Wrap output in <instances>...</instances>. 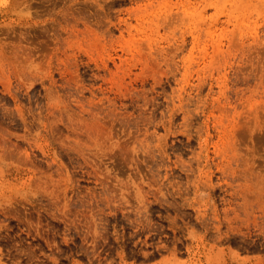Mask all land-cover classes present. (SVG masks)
<instances>
[{
	"label": "rangeland",
	"instance_id": "1",
	"mask_svg": "<svg viewBox=\"0 0 264 264\" xmlns=\"http://www.w3.org/2000/svg\"><path fill=\"white\" fill-rule=\"evenodd\" d=\"M94 1L0 0V46L32 53L0 63V264H264V0H191L171 26L182 0L138 20L135 2ZM79 2L130 21L123 48L91 23L55 52L49 27ZM65 104L101 116L100 145L87 123L84 154L62 146L71 119L48 109Z\"/></svg>",
	"mask_w": 264,
	"mask_h": 264
},
{
	"label": "bare ground",
	"instance_id": "2",
	"mask_svg": "<svg viewBox=\"0 0 264 264\" xmlns=\"http://www.w3.org/2000/svg\"><path fill=\"white\" fill-rule=\"evenodd\" d=\"M8 1H10V0H8ZM100 0H95L94 2H95V4H97L98 5V7L100 8V9H104L105 8V6L107 5V6H110L113 2H114V0H105V3H100V2H102V1H104V0H102V1H100ZM130 1H132V2H135V4H136V6H132V7H130V12L132 13V14H134L135 15V19L136 20H138V19H143L146 15H151L152 14V12H156L157 11V9H159V7H162L163 5H166V3L169 1V0H130ZM6 2H7V0H6ZM202 2H204V5H203V8H202V11H203V9L204 8H209V7H213V6H216V0H203ZM10 3V2H9ZM76 3H78V2H76ZM75 3V5H77ZM115 4H116V2H114ZM118 3H119V1H118ZM195 3V2H194ZM201 3V2H200ZM81 4L83 5V6H81L80 5V2H79V4L78 5H80L79 7H77L76 6V8L74 9V8H72V7H70V9L68 10V11H66V10H64L65 12H63L62 13V17H63V22L61 21V20H59V15H57V16H55V17H57V18H54L53 19V21L55 22V24L58 22V26H56V25H52L51 24V26L49 27V29L51 28V30L52 31H50V33H48L47 32V30H46V32L50 35L51 34V36H52V40L55 42V52L56 53H64L65 55H67L68 56V50H67V47L70 45V43H71V40H73V39H80V38H84L86 35H87V32H88V28L90 27V28H92L91 26H90V24L91 25H94V26H96L97 28H99V29H102V31H103V34L104 35H106V36H108V41L113 45L114 43H119L120 44V46L123 48V43H125L126 42V40H125V32H128L129 31V27H130V25H131V23H130V21L127 19V18H125V17H122V16H117L116 18H111L110 16H108V14L106 13V14H104V15H101V13H99L98 11H96L97 9H94L95 10V12L94 13H91V11L90 10H88V8H89V5L87 4V2H81ZM91 4V3H90ZM94 4V5H95ZM191 4H192V1L191 0H182V3H181V7H179L178 6V9H180L181 10V13L178 11V13H177V15L176 16H174V18H175V20H172L171 22L169 21L168 22V20H170L169 18H168V20L166 21L167 23H169V25L171 26L172 24H177L176 22H178V20H184V17L186 16V15H190L191 14V10H190V6H191ZM9 5V4H8ZM70 5V4H69ZM88 5V6H87ZM117 5V4H116ZM71 6V5H70ZM176 6V5H175ZM88 7V8H87ZM90 7L92 8H96V7H94L93 5L91 6L90 5ZM68 8H69V6H68ZM92 8V9H93ZM66 9V8H65ZM93 10V11H94ZM8 13V12H7ZM59 13V12H58ZM175 13V12H174ZM174 13H172V14H174ZM205 13V12H204ZM27 15V14H26ZM53 15V14H52ZM169 15V14H168ZM93 16V18H92V20H91V17ZM148 16V17H149ZM28 17H29V15H28ZM30 17H31V14H30ZM61 17V18H62ZM22 18V17H21ZM50 18V17H49ZM206 18L208 19V20H210V23H209V28H210V26H211V24H212V14L210 13V14H208L207 16H206ZM160 19V18H159ZM186 19V18H185ZM94 20V21H93ZM150 21H151V23H152V25H150V31H152V30H154V29H156V28H158L159 26H160V23L159 22H157L156 21V19H153V18H151L150 17V19H149ZM35 21V20H34ZM93 21V22H92ZM12 22V19L9 21V23H5V25H8L9 26V24ZM14 22V21H13ZM39 22V21H38ZM49 23V22H48ZM47 23V24H48ZM46 23H45V25H47ZM31 25H33V24H31ZM45 25H43L44 26V28L45 27H48V25L47 26H45ZM13 26V25H12ZM12 26H9V27H12ZM34 26H36V25H34ZM38 26H40V25H38ZM42 26V25H41ZM40 26V30H42V31H44L43 29L44 28H42ZM95 27V28H96ZM30 28V27H29ZM36 28V27H35ZM42 28V29H41ZM208 28V32L211 34V31H210V29ZM93 29V28H92ZM113 29H116V30H118L119 31V35H115L114 33H113ZM264 30V29H263ZM92 31H94V30H92ZM260 31V30H259ZM45 32V31H44ZM24 34V33H23ZM18 35V34H17ZM101 35V34H100ZM263 35V34H262ZM48 36V35H47ZM88 36H89V34H88ZM92 36V35H91ZM24 37V36H23ZM87 37V36H86ZM93 37V36H92ZM91 38V37H90ZM95 38V37H94ZM263 38H264V36H263ZM93 40V39H92ZM96 39H94V41H95ZM261 40V39H260ZM52 41V42H53ZM83 41V40H82ZM96 42H98L97 40H96ZM12 43H14V42H11L10 44H12ZM262 43V42H261ZM13 45V44H12ZM11 45V46H12ZM95 45V44H94ZM98 46H101V45H99V43L97 44ZM25 46V45H24ZM25 47H27V46H25ZM14 48H15V54L17 55V53H19L21 50V54H22V52L24 53V55H25V57H26V55L28 56V55H32V53H31V51L29 52L28 51V48H27V51L29 52V53H27L26 52V54H25V52L23 51L24 50V47H23V45H22V43H18V44H15L14 45ZM100 48V47H99ZM26 49V48H25ZM114 49H116L115 47H114ZM5 49H4V46H0V63L3 65V66H6L7 64L9 65V66H11L12 67V65L11 64H13L12 63V61L10 60V59H7L6 58V54L7 55H11L12 53L11 52H7L6 51V54H5V51H4ZM7 50V49H6ZM20 50V51H19ZM9 51V50H8ZM19 51V52H18ZM49 51V50H48ZM171 51V50H170ZM52 52V51H51ZM50 52V53H51ZM119 52V51H118ZM10 53V54H9ZM31 53V54H30ZM47 53V52H46ZM15 54H12L14 57H15V60L17 61V59H16V56H15ZM20 54V55H21ZM63 54V55H64ZM70 54V53H69ZM20 55H18V57L17 58H19L20 59ZM13 56H11V57H13ZM30 56H28V57H30ZM46 56V59H47V57H49L50 58V60H49V69L50 70H52V58H54V57H56V58H59L58 57V55H56V56H54V54H51V55H44V57ZM77 56H80V54H78ZM9 57V56H8ZM13 57V58H14ZM24 56H22V60L21 61H23L25 58H23ZM28 57L25 59L26 61H27V59H28ZM3 58L6 60L5 62H9V63H5L4 62V60H3ZM10 58V57H9ZM43 58V57H42ZM18 59V60H19ZM78 59H80L79 57H78ZM11 61V62H10ZM21 61L19 62L20 63V65H21ZM28 61H30V60H28ZM33 61V64L35 63L36 65L38 64V62L36 63V62H34V60H31L30 62H32ZM45 62V61H44ZM43 62V65L45 66V63ZM69 62V61H68ZM71 62H73V61H71ZM11 63V64H10ZM25 62H23V64H24ZM73 63H75V62H73ZM72 63V64H73ZM77 63V62H76ZM4 64H6V65H4ZM15 65H17L16 63H14ZM14 64H13V66H14ZM23 64L21 65V66H23ZM34 64V65H35ZM39 64L41 65V66H39V67H41V68H43V69H45L46 68V66H45V68H44V66L42 67V62L40 63L39 62ZM71 64V65H72ZM1 65V66H2ZM48 65V64H47ZM66 66V65H65ZM74 66V65H73ZM260 66V65H259ZM258 65H257V67H259ZM261 67V66H260ZM1 68V67H0ZM6 67H4V69H5ZM8 68V67H7ZM15 68V66L13 67V69ZM17 68V67H16ZM15 68V69H16ZM18 68L20 69V68H24V67H20V66H18ZM37 68V67H36ZM66 68V67H65ZM68 68L69 67H67L66 68V70L64 69V70H60V76H61V78L62 79H65V81H67V80H72V79H70L71 78V76H73L74 77V75L72 74V72L71 73H69L70 71H67L68 70ZM75 66H74V70H75ZM10 69H12V68H10ZM19 69H18V71H19ZM34 69V68H33ZM32 69V72L34 71ZM106 69V68H105ZM256 69V68H255ZM258 69V68H257ZM256 69V70H257ZM17 70V69H16ZM35 70H37V69H35ZM77 70V69H76ZM75 70V71H76ZM18 71H17V73H18ZM21 72H22V69L20 70ZM66 71L70 74L69 76H70V78H69V76L68 77H66ZM74 71V72H75ZM81 71V70H80ZM109 71L110 72H112V70L111 69H109ZM24 72H25V75H27L26 73H31V72H26V70L25 69H23V74H24ZM98 72H100V71H98ZM257 72H259V69H258V71ZM257 72L255 73V71H254V73L255 74H257ZM264 71H260V73H259V78H260V81L259 80H257V82H258V85L259 84H263V81H261V79L262 80H264L263 78V76H264V73H263ZM20 73V72H19ZM18 73V74H19ZM34 73V72H33ZM32 73V74H33ZM36 73V72H35ZM37 73H38V71H37ZM253 73V74H254ZM22 74V73H21ZM31 74V75H32ZM56 74V73H55ZM72 74V75H71ZM100 74H102V75H104L105 76V73H100ZM254 74V75H255ZM25 75H23V76H25ZM35 75V74H34ZM258 75V74H257ZM257 75H256V77H257ZM76 77H77V75H75ZM29 79L32 81V80H34V79H32L33 77L31 76L30 77V74H29ZM35 77V79L37 78L36 76H34ZM69 78V79H68ZM243 80H246V78L244 79L243 77H241ZM28 79V80H29ZM29 80V81H30ZM53 81H54V79H52ZM77 80H79V79H77ZM74 81V80H73ZM72 81V83L71 84H73L72 86H74V83L76 82V81H74L73 82ZM54 83H56V81H54ZM64 83V82H63ZM68 82H66V85L68 86V87H71L70 85H68L67 84ZM77 83V82H76ZM65 84V83H64ZM50 85H48V87H49ZM81 86V85H80ZM79 85H77L76 87H80ZM255 86H256V84H255ZM261 86V85H260ZM52 87H53V85H52ZM52 87H49L48 89H47V97L46 98H49V100H52V101H58L59 102V100L60 99H62V98H60V94H59V92L56 90V89H54V87H53V89H52ZM58 87V86H57ZM254 87V86H253ZM259 87V86H258ZM67 88V87H66ZM75 88V87H74ZM77 88V89H78ZM82 88V87H81ZM255 88V87H254ZM76 89V90H77ZM79 90V89H78ZM60 91V90H59ZM80 91V90H79ZM78 91V92H79ZM83 91V90H82ZM79 94V93H78ZM45 95V94H44ZM79 96H81V95H79ZM263 96V95H262ZM77 97V96H76ZM82 97H83V95H82ZM264 98V97H263ZM75 99V98H74ZM79 99H81V97L79 98ZM83 99H85L84 97H83ZM86 100V99H85ZM71 101H72V99H71ZM70 101V102H71ZM74 101V100H73ZM79 101V100H78ZM49 102H51V101H49ZM61 103H62V100L60 101ZM85 102V101H84ZM78 103H80V102H78ZM63 104V103H62ZM61 104V105H62ZM68 104V103H67ZM93 104H95V103H93ZM72 105V104H71ZM78 105V104H77ZM83 105H85V103L84 104H81V105H79V106H83ZM86 105H87V103H86ZM49 108V107H48ZM78 108V107H77ZM94 108V107H93ZM93 108H91L90 107V109H92L93 110ZM62 109V108H61ZM58 110V109H56V108H54V106L53 107H51V109H48L49 111H50V118L51 119H57V118H60V119H65L66 117L65 116H68L70 119H71V121H70V123H69V121H67V123L66 124H70V126H72V128L70 127V126H68L70 129V131L74 134V135H72V134H66L65 133V135H64V137L62 138V139H59L60 140V142H61V144H62V146L63 147H66L67 149H69V148H72V149H75V150H77V151H79V153L80 152H82L83 154H84V152L86 151H84V145H90L89 144V141L87 140V139H85V138H83V133H82V131H83V128L82 127H79V125H87V123H88V127H89V130L92 132L93 131V133H94V135H95V139H94V142L97 144V143H99V139H102L103 137H102V135H103V133H105L104 132V128H100L99 126H98V124H99V122L100 121H97V118H98V115H96V111L95 112H93V111H91V110H89L88 112H87V115L89 114V118H91L92 120L90 121V122H87L86 123V119H84L81 115H80V113H79V118H77L78 119V121H77V119H73V117H75L74 115H73V112L72 111H70V109H69V106L68 105H66L65 104V106H64V108L62 109V110ZM244 113V112H243ZM49 116V115H48ZM244 116V115H243ZM247 116H249V115H247ZM256 116V115H255ZM53 117V118H52ZM101 117V116H100ZM99 117V118H100ZM252 117V116H251ZM254 117V116H253ZM50 118H48V119H50ZM98 118V119H99ZM256 118V117H255ZM255 118H251V120L252 119H255ZM69 119V120H70ZM96 120V121H95ZM101 120V119H100ZM246 121H247V119H245ZM258 120V119H257ZM63 121H65V120H63ZM82 121H84V123H86V124H84ZM246 121H243L244 123L243 124H245V125H248V124H246ZM256 121V120H255ZM79 124H78V123ZM252 122H254L253 120H252ZM257 122V121H256ZM65 123V122H64ZM83 123V124H82ZM249 123V122H248ZM55 125V124H54ZM53 125V126H54ZM102 125V124H101ZM100 125V126H101ZM252 125H256L255 123H252ZM3 125H1L0 126V131H2L3 132V134H4V130H5V128L4 127H2ZM57 126V125H56ZM67 126V125H66ZM249 126H250V124H249ZM91 127L93 128V129H91ZM251 127V126H250ZM4 128V129H3ZM51 128H52V126H51ZM77 128L79 129L78 131H77ZM264 128V127H263ZM53 130L55 129H57V128H52ZM54 130V131H55ZM264 130V129H263ZM53 131V132H54ZM96 131V132H95ZM56 132V131H55ZM55 134V133H54ZM44 136V135H43ZM102 137V138H101ZM54 138V137H53ZM42 139V138H41ZM51 139V138H50ZM58 140V139H57ZM204 141H206V142H208V138L206 137V138H204ZM1 143V142H0ZM37 143V145L38 146H42V147H44V144H42V143H40V142H36ZM49 143H50V141H49ZM94 143V144H95ZM101 143V142H100ZM100 143H99V145H100ZM52 144V143H51ZM234 144V143H233ZM53 145H54V143H53ZM235 146V145H234ZM233 146V147H234ZM54 147V146H53ZM89 147V146H88ZM71 150V149H70ZM230 151H232V150H230ZM73 152V151H72ZM229 152V151H228ZM48 153V152H47ZM75 153V152H74ZM81 154V153H80ZM230 154V153H229ZM228 154V155H229ZM236 155V154H235ZM234 155V156H235ZM197 156H199V154L197 155ZM231 156V155H230ZM229 157V156H228ZM233 157V156H232ZM231 157V158H232ZM229 163H231V162H229ZM35 167V166H34ZM248 171H249V169H247ZM253 170L255 171V169L253 168ZM253 171V172H254ZM252 172V173H253ZM256 173V171L253 173V174H255ZM58 174H56L55 176H54V172H49L48 173V177H47V179L49 178L50 180H52V181H54V180H57V178H56V176H57ZM59 176V175H58ZM61 177V176H60ZM46 178V177H45ZM47 179L46 180H44V182H46L47 181ZM59 179V178H58Z\"/></svg>",
	"mask_w": 264,
	"mask_h": 264
}]
</instances>
